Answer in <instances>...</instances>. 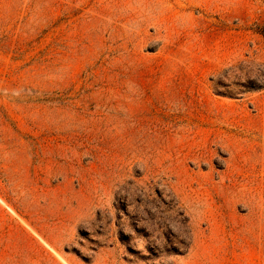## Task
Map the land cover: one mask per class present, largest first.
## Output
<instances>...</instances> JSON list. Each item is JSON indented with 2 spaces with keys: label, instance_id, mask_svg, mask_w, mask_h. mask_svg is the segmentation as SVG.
<instances>
[{
  "label": "rangeland",
  "instance_id": "rangeland-1",
  "mask_svg": "<svg viewBox=\"0 0 264 264\" xmlns=\"http://www.w3.org/2000/svg\"><path fill=\"white\" fill-rule=\"evenodd\" d=\"M0 264H264V0H0Z\"/></svg>",
  "mask_w": 264,
  "mask_h": 264
},
{
  "label": "trees",
  "instance_id": "trees-1",
  "mask_svg": "<svg viewBox=\"0 0 264 264\" xmlns=\"http://www.w3.org/2000/svg\"><path fill=\"white\" fill-rule=\"evenodd\" d=\"M180 218V217H179ZM184 219H185V216H181V218H180V226L182 227V229H183V231L186 233V236H187V238L190 236V233H189V228L187 227V225L184 223ZM164 245L166 246V245H168V242H165L164 243ZM187 248V241H183V243L180 245V248L179 249H181V250H185ZM164 257H162V259H163ZM161 263H163V262H161Z\"/></svg>",
  "mask_w": 264,
  "mask_h": 264
}]
</instances>
